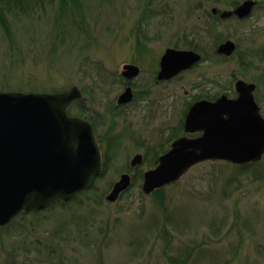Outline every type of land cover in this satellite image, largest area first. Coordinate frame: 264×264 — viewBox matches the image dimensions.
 Masks as SVG:
<instances>
[{"label":"rangeland","instance_id":"rangeland-1","mask_svg":"<svg viewBox=\"0 0 264 264\" xmlns=\"http://www.w3.org/2000/svg\"><path fill=\"white\" fill-rule=\"evenodd\" d=\"M255 1L249 19L218 24L212 35L211 10L244 0H82L65 14L47 4L9 18L12 40L0 29V92L77 87L82 102L70 113L94 123L110 163L67 204L21 213L0 228V264H264V157L248 166L198 164L158 195H144L140 179L115 202L106 199L122 175L132 180L155 167L196 97H233L243 79L256 83L264 114V0ZM216 34L235 42L232 58L212 57ZM169 48L207 57L156 85ZM128 67L140 71L137 96L114 110ZM138 154L144 162L132 167Z\"/></svg>","mask_w":264,"mask_h":264},{"label":"water","instance_id":"water-1","mask_svg":"<svg viewBox=\"0 0 264 264\" xmlns=\"http://www.w3.org/2000/svg\"><path fill=\"white\" fill-rule=\"evenodd\" d=\"M254 5V0H245L234 11L221 12L220 17L246 18ZM234 50L235 43L227 40L218 53L229 56ZM200 60L194 51L167 49L158 78L175 77ZM137 72V68L128 67L124 76L133 78ZM235 87V99L224 95L216 101L193 104L185 119L186 135L176 139L155 167L143 174L144 195L178 182L204 162L246 166L262 159L264 118L254 99L255 85L240 80ZM81 98L77 87L55 94L0 92V228L21 213L72 200L89 190L102 174L103 156L94 128L87 120L67 112ZM131 99L132 91L127 88L118 104H128ZM141 164V155L131 161L132 167ZM131 185V177L122 175L106 199L115 202Z\"/></svg>","mask_w":264,"mask_h":264},{"label":"flooded vegetation","instance_id":"flooded-vegetation-1","mask_svg":"<svg viewBox=\"0 0 264 264\" xmlns=\"http://www.w3.org/2000/svg\"><path fill=\"white\" fill-rule=\"evenodd\" d=\"M244 1H245V0H244ZM254 2H255V5L253 6L250 15H249L248 17H246V18H242V19L239 18V17H237V16H235V15L223 19V18L220 17V15H221V12H223L224 10H219V9H217V8H213V9L211 10V14H210V15H213L215 18L217 17V18L219 19V21L215 20V21H216V22H215V25H216V26H214V29L211 28V29L209 30V33L211 34L214 30L218 31V24L225 23V22L232 21V20H233V21H237V22H238V21H239V22H242V21H245V20L249 19V18L252 16V13H253V12L258 8V6H259V4H258L257 1L254 0ZM242 3H243V2H242ZM242 3L238 4V6H236V7L238 8ZM236 7L232 8L231 10H228V11H234V10L236 9ZM213 10H216V12L214 13ZM213 19H214V18H213ZM209 33H208V34H209ZM211 35H212V34H211ZM227 40H229V39H226V40L221 41V42H219V43L217 42V44H214V41H213V46H212V57H213V58H215V59H217V60H220V61H224V60L229 59V58H232V57L234 56V54H235L236 51H237V45H236V44H235V50H234V52H233L231 55L227 56V55H223V54H219V53H218V49H219L220 45H221L222 43L226 42ZM234 43H235V42H234ZM169 49H171V48H169ZM172 49H176V48H172ZM177 50H180V49H177ZM188 51H194V52H196L197 54H199L200 57H201V60H200L198 63H196L195 65H193L191 68H189L188 70H185V71L179 73L177 76L172 77V78H170V79L159 80V78H158V75H159V73H160V63H161L162 56H163L164 54L161 56L160 61H159V70L157 71L156 75H155L154 78H153V80H154V82H155L156 85H160V84L168 83V82H170V81H172V80H175V79L181 77L184 73H186V72H188V71L194 69L197 65L201 64L202 62H204L205 59H206V57H207V55L204 54V53L202 52V50L199 51V52L196 51V48H195V50H188ZM241 65H242V62H241ZM241 68L244 69V70L246 69V68H244V67H241ZM247 68H248V67H247ZM137 69H138V68H137ZM139 73H140V71H139V69H138V72H137L136 76H137ZM136 76L133 77V78H129L128 76H124V77H123V78H124V83H123V85H124V92L126 91L127 88H130L131 91H132V99H131V101H130L128 104H124V105H119V104H118V99H117V101H116V105L113 106V109H114V110H118V109L124 108V107H126V106L132 104V103L134 102V100L136 99L137 91H136V90L134 89V87L132 86V85H133V80H134V79H137ZM240 80L246 82V81L243 80V79H237V80L235 81V83H234V92H235V96H233V97H230V96H228V95H226V94H221V95H219V96H214V97H204V96H203V97H200V96H199V97H196L194 101L190 102V105L188 106V109H187V111H186V113H185L184 120L182 121V123H181V125H180V127H181L180 129H182V130H181L182 134H181V135H178V136H177V134H173L172 137L170 138V139H171V144H172L176 139H178V138H180V137L186 135L185 132H184L185 119H186V115H187L189 109L193 106V104H195L196 102L201 101V100L216 101L219 97L224 96V95L227 96V97L230 98V99H235V98H237V97H238V93H237V91H236V87H235V85H236V83H237L238 81H240ZM246 83H250V84L255 85V89H254V91H253L254 99H255V102H256V104L258 105L259 109H260V115L264 118V114L261 112V108H260L259 104L257 103V101H256V97H255V93H256V89H257V85H256V83H252V82H246ZM124 92H123V93H124ZM123 93H121V94H123ZM121 94H120V95H121ZM120 95L118 96V98L120 97ZM74 103H75V102H74ZM74 103H73V104H74ZM90 124H91L92 127L94 128V132H95V135H96V139H97L98 144H99V146H100V139L98 138V135H97V129H96V126L94 125V123L92 124L91 121H90ZM188 136H189V137H193V138H195V137H199L200 134H193V135L189 134ZM170 146H171V145H170ZM169 149H170V147H169L165 152H163L161 155L165 154ZM138 155H141V154H138ZM161 155H160V156H161ZM102 156H103V159H104V154H102ZM141 156H142V155H141ZM160 156H159V157H160ZM159 157H158V158H159ZM263 157H264V156H263ZM263 157H262V158H263ZM158 158H157V159H158ZM157 159H156V161H157ZM156 161H155V162H156ZM143 162H144V156H142V163H143ZM253 163H257V162H253ZM253 163H250V164H253ZM250 164H248V165H250ZM248 165H247V166H248Z\"/></svg>","mask_w":264,"mask_h":264},{"label":"trees","instance_id":"trees-1","mask_svg":"<svg viewBox=\"0 0 264 264\" xmlns=\"http://www.w3.org/2000/svg\"><path fill=\"white\" fill-rule=\"evenodd\" d=\"M81 2H82V0H0V29H1V32L4 34L6 39L12 40V32H11V28H10L9 18L14 14H20V15L28 14L29 13L28 11L30 9H31V12H33L32 8H34L35 6H37V8H42V7L46 6L47 4L48 5H57L60 12L65 14V12L68 11L67 8H69L70 6L73 9L80 10L81 9ZM210 16L212 19L214 18L213 19L214 21L215 20L219 21V19L217 17L215 18L213 15H210ZM214 26H216V25H214ZM222 38H225V37H223L221 34H218V35L216 34L214 44H217V42L221 41ZM78 102H82V101H77V103ZM75 104H76V102H75ZM67 112L69 115H71L70 107L67 109ZM80 113H81L80 115H82V116L85 115V112L81 111ZM82 116H79V117L82 119H85V120H89V119L82 117ZM108 162L110 163V157L108 155L107 156L104 155V167L107 166ZM105 170H106V167L103 168V172L100 176H102L104 174ZM140 179L143 180V174L142 173L134 175L133 179H132V185L135 184V182L140 180ZM91 187H92V185H91ZM164 188L158 189L152 194H156V195L161 194V192ZM70 201H58V202L52 204L51 206H49L48 208H46L44 210L52 208L56 204H60V205L67 204ZM44 210H42V211H44ZM38 212H41V211H38ZM38 212H33V213L35 214ZM1 228H3V227H1ZM182 264H188V263H187V261H185V262H182Z\"/></svg>","mask_w":264,"mask_h":264},{"label":"bare ground","instance_id":"bare-ground-1","mask_svg":"<svg viewBox=\"0 0 264 264\" xmlns=\"http://www.w3.org/2000/svg\"><path fill=\"white\" fill-rule=\"evenodd\" d=\"M82 119V118H81ZM85 120V119H84ZM88 121V120H87ZM89 122V121H88ZM98 178V177H97ZM96 179V178H95ZM94 181V180H93ZM93 183V182H92Z\"/></svg>","mask_w":264,"mask_h":264}]
</instances>
